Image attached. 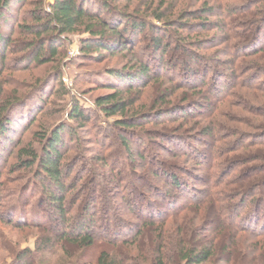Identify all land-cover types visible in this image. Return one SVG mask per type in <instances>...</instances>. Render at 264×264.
Here are the masks:
<instances>
[{
  "label": "trees",
  "instance_id": "1",
  "mask_svg": "<svg viewBox=\"0 0 264 264\" xmlns=\"http://www.w3.org/2000/svg\"><path fill=\"white\" fill-rule=\"evenodd\" d=\"M126 1L131 3L133 0ZM23 2H26V0H0V73L3 74L7 70L20 74L42 68H45V72L42 76L31 74L30 81L26 83L15 82L12 78L11 80L0 81V160L22 128L28 123L31 126L34 125L37 123L38 117L46 113L45 109L50 99L57 92L55 91L56 86L59 88L64 87L62 83V60L65 58L66 51L61 39L65 35L75 34L82 29V32L87 35V38L81 43V52L85 59L94 58L98 61V59H103L105 55L125 53L133 54L137 58L135 63L126 66L124 69H113L105 73L104 77L107 84L112 82L111 80L118 79L121 85H106L105 88L110 93L98 98L95 103L107 118H114L119 115L123 117L116 120L110 127L118 132L117 138L126 150V159L131 163L134 162V154L130 143L133 142L139 147L147 143L146 132L142 133L138 130H143L145 126L150 124L165 125L166 123L161 121L162 118L171 116L177 109L164 108L167 106L164 100L170 96L165 92L161 95L162 104H165L164 107L162 105L161 108L155 111L128 115V108L133 107L134 104H131V99L125 100L123 96L125 94L140 95L153 82L165 80L162 78V74L167 72L165 70L167 64L163 61V58L170 52L173 44H176L175 50L177 51H183V53L188 51L185 37L181 36L174 39L171 35H167V41L165 38L151 39L149 45L151 51L148 57L137 56L135 48L139 36L144 32V28L151 29L154 34L159 36L162 34L166 36L168 33L166 25L173 24L174 21H170V17L163 13L159 14L156 11H151L150 16L152 19L161 24L157 27L155 25L151 26L147 20L142 22L136 12L128 13L119 9L115 5V0H54L49 5V10H47L42 0H38L33 3L34 8L20 21L17 19L18 14L15 13L14 8ZM103 14H107V16H103ZM192 15L195 17L193 20L198 24V27H201L203 32L218 29L230 32L237 28L236 23L231 20V13L218 14L211 7L202 8L192 13ZM219 16L229 19L230 22L226 23L223 20L212 23L209 21V18ZM260 21L261 19L253 20L252 24H248L246 27L248 35L242 34V36L230 32L229 39L237 41L232 46L233 50L238 49L244 57L254 58L263 54L264 43L261 39L259 40L262 34L256 35L254 39H249L252 30L256 25H259ZM3 28H9L11 35H4ZM180 29L185 31L189 28L185 25ZM14 35H18L23 39L19 40L18 37L15 39L12 37ZM216 41V38L213 37L210 45L216 43ZM208 42L209 39L206 38L192 44L198 46V50H204L205 48V50H208L209 47L205 46ZM261 43H263L262 47L257 50L253 49ZM242 50L244 53H241ZM248 50L251 53L246 54L245 52ZM160 52L162 55L158 56ZM8 53L13 56L10 64L8 63ZM188 57L190 61H184L183 65L181 64V68L184 70L176 75H180L181 80L180 83H176L178 90L201 88L199 89V96L207 97L215 89L214 86L223 82L222 80L225 78L229 79L228 75L214 69L208 63L202 64L204 65L205 76L198 77L197 70L191 71V68L193 65H201V61L198 59L203 60L204 58L197 54L193 56L190 53ZM179 65H175L174 69L178 68ZM256 68L253 67L249 71ZM188 71L189 73H187ZM210 72L212 74L208 79ZM188 74L191 75L187 76ZM254 80L258 79L255 78ZM52 84L54 86L51 88ZM9 86L12 89L7 91L6 88ZM260 87L264 86L256 85L254 82L250 90ZM208 98L203 99L207 101L206 105L189 106L180 111L182 118L188 119L195 112L210 106L211 101ZM214 98H216V95ZM69 121H75L79 125L86 126L91 122V117L86 108L77 101L73 104ZM213 125L211 123L207 127H203L201 136L216 142L226 141L230 136H234L233 130L227 127H223V130L216 129ZM37 136L35 142L40 144L39 151L31 146L29 149H21L19 153H22L23 157H27L28 161L24 163L25 167L32 169L36 166L40 170L38 179L45 188L42 192L46 191L48 193L46 203L48 202L49 207L45 208V205H43L42 208H45V214L41 213L42 208L40 207L41 209L33 217V221L29 223L23 221L26 227L39 230L35 250H24L16 253L12 257L11 264H47L48 262L44 258L39 259V255L53 249L64 253V257L66 256L64 264H211L215 260L216 249L224 253L230 251L225 264H244V260L245 262L248 261L246 264H264V209H262L264 204L261 205L258 201L256 209L252 212L246 210L248 199L254 197L263 186L264 176L253 178L250 175V177H245L247 179L243 177L245 181H240V178L237 181L239 186L237 185L238 187L232 191V194L227 195L219 190L221 186H236L231 183L232 181L226 180L237 168L242 166V163L234 165L226 161L225 171L220 174V178H216L214 183H212V179L216 177V174L214 175L215 167H210V165L208 180L199 181L207 189L199 192L194 191L198 192L199 195H193L194 198L188 199V202L184 205L178 204L179 201L176 199L172 202L167 201L170 205L169 209L173 213L162 211L157 204H149L148 201H144L146 204L143 202L145 207L139 206L136 199L137 195H135L134 203L128 202V208H126L131 216L139 220L140 223L135 224L126 221L118 213L112 214L116 209L111 205L110 199L96 197L98 187L85 196L86 200L80 205L81 209L75 210V205L77 200L79 201L83 196L82 194L71 205L66 204L67 194L77 187V183H67L75 169L72 165L64 164L66 159L63 153L67 147L65 138H71L72 142L77 138L76 129L72 125L64 122L50 130L47 128L44 132L38 133ZM149 140V143L153 142L152 139ZM172 140L168 142L174 145ZM248 140H251V138L234 142L228 153L234 152L235 154L238 150L250 148L251 145L245 143ZM256 140L261 142L264 137H259ZM105 142L104 140L98 145L105 146ZM175 142L178 144L180 141ZM261 145L264 146L263 141ZM184 146L183 152L185 154L191 153V159L201 158L203 160V158H208L202 151V146L196 145L195 148L192 145ZM229 147L231 148V146ZM168 153L172 154L173 151L168 150ZM102 161L105 167L108 166L109 160L103 159ZM158 164H161V162ZM201 165L206 166L202 163ZM161 167L165 169H159L156 177L163 178L171 189L178 190L182 187L186 188V191L190 189L183 186L181 177L173 171V167H170V165H161ZM225 172H228V175H225ZM225 181L227 182L226 185H224ZM137 192L136 190L134 193L137 194ZM158 194H160L158 195L160 198H169V195L164 193V197L161 196V192ZM99 200L102 201L100 209H98ZM207 203H210V207L215 211L214 219L211 221V228H214V230L209 227V229H205L204 224L209 225L206 219L202 221L204 227L196 225L199 215L204 219V215H206L204 206ZM194 212H197L198 215L194 222L188 223L190 225L187 227V223H184L186 221H183V218H187L189 214H194ZM171 220L174 222L173 225L180 220L186 226L180 223V225L176 224L178 232L177 229L175 230V226L169 230L172 227V225L168 227L172 222ZM20 224H22L21 220ZM20 224L17 223L16 225ZM213 231H216L215 234L218 235L208 239L211 237L208 235ZM151 235L154 236L151 237ZM144 237L148 240V245L140 242L141 238L144 239ZM145 246H148V248ZM8 248H10V245ZM70 249L72 251L75 249L81 253L75 255ZM90 250L93 257L88 256L87 258L85 254L88 255ZM71 259L75 261L67 263Z\"/></svg>",
  "mask_w": 264,
  "mask_h": 264
},
{
  "label": "rangeland",
  "instance_id": "2",
  "mask_svg": "<svg viewBox=\"0 0 264 264\" xmlns=\"http://www.w3.org/2000/svg\"><path fill=\"white\" fill-rule=\"evenodd\" d=\"M35 1L38 0H26V2L15 6L14 11L18 14L17 19L22 21L28 15L29 11L34 8L33 3ZM42 1L47 10H49V5L54 2V0ZM115 5L122 11L128 13L136 12L142 22L147 20L151 26L155 25L157 27L161 25L152 19L150 16L151 11H156L159 14L163 13L167 17H170V21H174L175 23L170 24L171 26L169 24L166 25L168 29L166 36L165 34L159 36L154 34L151 29L144 28V32L139 36L138 44L135 48L137 56H150V40L154 38H165L167 41V35H171L174 39H178L181 36L185 37L186 47L188 49V51L183 53V51L175 50L176 44H173L170 52L163 58V61L167 64L166 67L164 66L167 72L162 74V78L165 80L153 82L140 95L125 94L123 96L125 100L131 99V104H134L133 107L128 108V115L155 111L161 108L162 105L164 107V103H167V106L164 108L169 107L177 110L171 116L162 118L161 121L166 123L165 125L150 124L145 126L143 130H138V132H146L147 143L142 144L140 147L133 142L130 143L134 154V162L131 163L126 159V150L117 138L118 132L112 130L110 127L116 120L123 117L119 115L114 118H107L95 103L98 98L110 93L105 88L106 85H121L118 79L111 80L112 82L107 84L104 77L105 73L113 69L121 70L128 65H132L137 59L136 56L125 53L105 55L103 59H98V61L94 58L85 59L82 56L81 43L87 38V35L82 32L83 30L81 29L75 34L63 36L61 40L66 51L65 58L62 60V83L64 87L59 88L56 86L55 91L57 92L50 99L45 109L46 113L43 116H39L37 123L34 125L31 126L28 123L22 128L19 135L14 137L13 143L0 160V264H11L12 257L18 252L35 250V242L39 235V230L26 227L23 221L28 223L33 221V217L39 213V209L43 205H45V208L49 207L48 202L46 203L48 193L46 191L42 192L45 188L40 179H38L40 170L36 166L32 169L25 167L24 163L28 161L27 157H23V154H20L19 151L21 149H29L31 146L39 151L40 144L35 142L38 133L44 132L47 128L50 130L61 123H69L77 132V138L73 142L71 138H65L67 147L63 151L66 159L64 164L72 165L75 169L67 183H77L76 189L67 194L66 204L71 205L80 194L83 195L79 201L77 200L75 210L81 209L80 205L86 200L85 196L91 190L98 187L96 197L110 199L111 205L116 209L112 214L118 213L126 221L139 224V220L131 216L126 210L128 208V202L134 203L135 195H137L136 199L139 206L145 207L146 202L144 201H148L149 204H157L162 211H170L173 213L169 209L170 205L168 202L175 201L176 199L179 201L178 204L184 205L188 202V199L194 198L193 195H199V191L207 189L199 181L208 180V169L210 165V167H215L214 175L216 174V177L212 179V183H214L216 178H220V174L225 171L226 166L224 165H226V161L234 165H240L242 163V166L237 168L226 180L232 181L231 183L236 186L231 185V187L227 185L219 188V190H222L227 195L232 194L234 189L236 190V187L239 186L237 181L240 178V181H245L244 178L250 177V175L253 178L264 176V146L261 145V142L263 141L264 143V140L261 142L256 140L259 137H264V87L250 90L254 82L256 85L264 86V75L261 76L264 74V52L254 58L244 57L239 53L238 49H232V46L237 41L229 39L230 32L248 35L246 33L248 24H252L253 20L261 19L259 25H256L252 30L249 39H254L256 35L262 34L259 40L261 39L264 43V0H133L131 3L126 0H115ZM210 7L214 8L218 14L225 15L226 13H231V20L236 23L237 28L230 32L222 29L212 30L210 32L205 30L203 32L201 27H198V24L193 20L195 17H193L192 13L202 8ZM103 16H107V14H103ZM223 20L226 23L230 22L229 19H224L220 16L209 18V21L212 23ZM185 25L189 29L185 31L180 29ZM3 29L4 35H11L9 28ZM12 37L17 39L18 35ZM213 37L217 41L210 45ZM206 38L209 39V42L205 45L207 48L209 47L208 50H205L206 48L204 50H198V46L192 44ZM18 39L22 40L23 38L18 37ZM227 39L229 40L226 41ZM173 43L175 42L173 41ZM263 43L260 45L257 44L253 49L257 50L262 47ZM249 51L245 53L248 54ZM189 53L193 54V56L197 54L204 58L203 60L198 59L201 61V65H193L191 68V71L197 70L199 73L198 77L205 76L204 65L202 64L207 63L211 64L212 66H210L214 69L220 70L229 76V79L225 78L222 80L223 82L214 86L215 89L208 95L209 98L208 96H199V89L201 88L195 90H178L176 86V83H180L181 81L180 75H176L181 70H184L181 68V64L183 65L184 61H190L188 57ZM241 53H244V51L242 50ZM7 55L8 63L10 64L13 56L9 53ZM161 55L160 52L158 56ZM177 64L180 65L174 69ZM253 67L257 68L249 71ZM44 72L45 68L20 74L6 70L3 74L0 73V81L11 80L12 78L15 82L26 83L30 81L31 74L42 76ZM211 74L212 72H210L208 79L211 77ZM190 75L188 74L187 76ZM255 78L258 80H254ZM13 84L15 85L14 82ZM174 84L175 86H173ZM53 86L54 84L50 87L52 88ZM11 89L10 86L6 88L7 91ZM165 92L170 96L162 104L163 100L161 95ZM215 95L216 98H214ZM207 98L211 101L210 106L195 112L188 119L182 118L179 113L180 111H183V109L189 106L198 104L206 105L207 101L203 99ZM77 101L86 108L91 117V122L86 126L79 125L75 121H69L73 104L77 103ZM211 123L214 124L213 126L216 129L223 130V127H227L233 130L234 136H230L226 141L222 140L217 142L202 137V128L207 127ZM249 137L251 140L245 143L246 145H251L250 148L238 150L235 154L234 152L228 153L232 149L234 142L242 141V139ZM149 139H152L151 141L153 142L149 143ZM171 139H173L172 141L175 146L168 142ZM104 140L106 141L105 146L98 145V143ZM175 141H180L181 143L178 142L177 144ZM17 143L19 144L17 145ZM183 144L188 146L192 145L194 148L196 145L199 147L202 146L203 148L201 149L208 158H203V160L201 158L191 159V153L185 154L183 152V148L185 147ZM213 147H215L214 150ZM168 150L173 151V153H168ZM103 159L109 160L108 166L105 167L103 165ZM159 162L161 164H158ZM201 163L206 166L201 165ZM161 165H170V167H173V171L181 177L183 186H187L190 189L186 191V188L182 187V189L174 190L171 189L170 185L163 178H157V171L159 169H165ZM227 173L225 172V175H228ZM226 181L224 185L227 184ZM136 190L138 191L137 194L134 193ZM158 190L161 192L162 197H164V193L169 195V198H160L158 196L160 195L158 194ZM194 191L198 192L196 193ZM144 198L145 200H143ZM258 201H260L259 204H264V184L254 197L248 199L246 210L252 212V210L256 209ZM99 202L98 209L101 208L102 201L99 200ZM143 202L145 203L144 205ZM210 205V203H207L204 206V211L207 216L204 215L203 219L199 215L196 225L198 227H204L205 225V229L209 227L214 230V228H211V221L214 219L215 211ZM13 207L15 210H13ZM45 208H42V214H45ZM262 209H264V205ZM197 215V212H194V214H189L187 218H183V221H186L184 223H187V227L190 225L188 223L195 221ZM98 216L100 217V215ZM192 216L194 217L192 218ZM205 219L210 226L208 224L203 225L202 221ZM12 220L13 222H11ZM20 220L22 224H20ZM17 223L20 225L17 226ZM173 223L172 221L168 225V227L172 225L169 230L173 226H175L176 230V224L180 225L181 223L185 225L180 220L174 225ZM215 232H211L208 235L211 237L208 239L217 236L218 234H215ZM145 238H141L140 242L148 245V240ZM9 245L10 248H8ZM145 247L148 248V246ZM70 250L72 251V249ZM215 251V260L211 264H225L226 257L230 251H226V253L221 252L219 249ZM72 252L75 255H80L81 253L75 249ZM91 253L90 250L88 255L85 254L86 257L88 258L90 256L92 258ZM93 253L95 254V252ZM65 257L62 251L56 249L39 255V259L44 258L48 262L47 264H64ZM74 261L71 259L67 263H73ZM247 262L245 260L243 261L244 264Z\"/></svg>",
  "mask_w": 264,
  "mask_h": 264
}]
</instances>
